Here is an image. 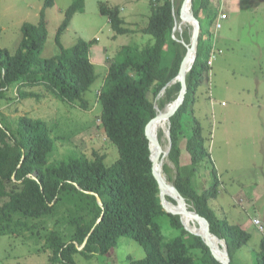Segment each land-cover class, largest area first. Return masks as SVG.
<instances>
[{
  "label": "trees",
  "instance_id": "trees-1",
  "mask_svg": "<svg viewBox=\"0 0 264 264\" xmlns=\"http://www.w3.org/2000/svg\"><path fill=\"white\" fill-rule=\"evenodd\" d=\"M83 1L72 0L64 11L55 36L57 55L48 59L41 57L47 39L45 10L54 6V0H42L36 24L21 25V38L14 54L0 49V98L5 97L11 87H15L19 100L39 98L27 89L43 86L59 101L75 102L87 108L84 94L97 79L90 61L95 41L78 39L70 48H64L59 41L72 16L82 11ZM182 1L174 8L178 23L182 20ZM194 2L193 13L200 35L195 62L186 77L183 105L169 119V160L177 169L173 186L209 223L211 233L225 241L231 264V252L242 247L249 234L240 226L217 217L208 205L218 196L219 176L213 166H208L213 164L200 124L191 122L190 118L185 124V133L181 134L182 117L194 89L209 71L207 61L213 49L212 43L210 49L201 48L203 35L197 18L199 10L206 9L211 0ZM149 6L150 15L141 32L150 36V40L142 47L120 48L108 65L98 95V121L105 138L118 153L112 164L106 165L105 156L97 154L93 159L71 154L51 163L49 158L55 149V139L47 122L21 116L14 128H10L0 119V236L19 237L27 233L34 242L43 240L41 249L36 252H48V264H75L76 254L86 258L104 255L116 246L120 237L133 240L144 251L142 259L127 257V264H220L199 237L184 229L179 215L163 210L151 172L145 129L156 116L155 103L162 92L163 100L158 101L160 110L176 99L179 84L166 86L177 76L186 51L172 36V2L150 0ZM99 11L108 19L115 35L131 32L124 27L119 7L100 4ZM216 15L217 12L208 15L210 23ZM187 32L182 33L186 44L190 37ZM158 136L161 139L162 133ZM181 138L185 139L190 160V166L184 169L179 166ZM200 167L208 170L207 182L211 180L209 187L202 190L197 189L195 182ZM168 171L163 166V172ZM95 195L100 198L101 206ZM167 200L175 204L168 197ZM101 215L102 220L96 224ZM162 218H167L176 236L162 234ZM192 251L201 253L199 263L190 256ZM256 264H264V251L257 254Z\"/></svg>",
  "mask_w": 264,
  "mask_h": 264
},
{
  "label": "rangeland",
  "instance_id": "rangeland-1",
  "mask_svg": "<svg viewBox=\"0 0 264 264\" xmlns=\"http://www.w3.org/2000/svg\"><path fill=\"white\" fill-rule=\"evenodd\" d=\"M149 2L84 0L82 11L72 16L59 41L64 48H70L78 39L95 41L91 47L90 61L95 67L97 79L84 94L87 108H81L79 103L59 101L43 86L27 89L38 94L39 98L19 100L15 87H11L5 97L0 98L2 123L14 128L21 116L47 122L55 139V149L49 158L51 163L71 154L89 159L97 154L105 156L106 165L112 164L118 153L105 138L98 121V95L108 65L120 48L125 45L142 47L150 40V36L141 32L150 15ZM170 2L173 8H177L180 0ZM71 3L72 0H54V6L45 10L47 39L42 58L48 59L58 54L56 32L64 11ZM100 4L108 8L119 7L124 27L131 32L115 35L108 19L100 14ZM41 7L42 0H0V49L11 55L16 52L21 25L36 24ZM211 12H217V15L210 23L208 15ZM222 13L226 15V20H218ZM197 18L203 35L201 48L206 50L212 43L215 56L208 74L194 89L192 99L187 104L181 121V134L185 133L184 127L190 118L191 122L193 120L200 124L213 164L209 163L208 166H213L219 176L218 196L208 205L217 217L240 226L249 234L244 245L231 252V264H256L257 254L264 251V0H211L206 9L199 10ZM217 23L220 28L216 30ZM180 27L183 29L173 30L175 39L180 40V30L188 31L191 35L188 25ZM163 96L164 93L160 94L156 100L158 109V101L163 100ZM181 139L179 166L184 169L190 166V160L184 146L185 139ZM161 140L162 149L166 150L167 138L163 135ZM163 166L169 170L163 172L166 182L172 185L177 169L169 160V154L162 170ZM208 176V170L200 167L195 179L197 189L209 187L211 180L207 182ZM189 206L193 207L191 204ZM253 220H259L260 225H254ZM192 223L197 227L195 218ZM160 224L164 236L177 235L168 226L167 218H162ZM51 227L52 224L49 225ZM46 229L43 227V230ZM33 240L27 233L19 237L0 236V264H48L49 253L36 252L41 249L43 240ZM129 256L139 260L144 257V251L133 240L120 237L108 253L95 254L90 258L76 254L74 263L127 264ZM190 256L199 263L200 252L192 251Z\"/></svg>",
  "mask_w": 264,
  "mask_h": 264
},
{
  "label": "water",
  "instance_id": "water-1",
  "mask_svg": "<svg viewBox=\"0 0 264 264\" xmlns=\"http://www.w3.org/2000/svg\"><path fill=\"white\" fill-rule=\"evenodd\" d=\"M194 3H195L194 0H183L181 3V8H180L181 13H182L185 6L187 4L190 5V10L188 11L186 21H187V25H192L193 30H192L191 36L189 37L188 44H186L183 40H180V41L176 40L177 43L181 44L184 47L186 53L183 56L177 76L171 82L167 84L166 88L171 87L178 83L179 91H178L177 97L172 103L167 105L168 107L165 108L164 111L157 113V110L155 109L156 116L147 124L146 129H145V137L147 138L148 147L150 151L149 159L152 164L151 172H152L153 178L155 179L158 189H159L160 204L163 210L166 213L173 214V215H179L181 217H186L189 219H191V217H195L198 222H201L203 224V226H200L199 224H197V227L194 226L196 227V232L195 231L193 232V231L188 230L187 227L183 224L182 220L180 219L184 229L190 234L199 237L204 242V244L209 248L212 257L214 258L216 262L220 264H230V257L228 255L227 246L225 244V241L222 239H219L218 237H216L214 234L211 233L209 223L203 218H201L193 207L187 204L185 198L179 193V191L173 186V184L171 185L167 183L168 181L166 182L164 181L163 178H161V170H162L163 162L165 158L168 156L170 149H171V139L169 136L170 135L169 119L183 105L185 95L187 92L186 77H187V74L190 72L195 62V58H196L197 42H198L199 35H200V27H199L198 21L194 17V13H193ZM173 6L174 5L172 3V7ZM172 17H173V22H174L173 8H172ZM172 34H173V28H172ZM190 54L193 55V60L191 64L186 67V61ZM160 120H165L164 122H166L167 120V124H168L167 133H166L168 146L166 150L162 149V140L159 139V136H158L159 132L156 133L153 127ZM161 133H162V136L163 135L165 136L163 131ZM152 146L155 149V153H156L155 155L152 154V150H151ZM21 161H23V157ZM164 196H167L168 198L172 199L175 202V205L173 203L171 204V202L165 201ZM95 197H96L97 204L101 206L100 198L97 195H95ZM102 217L103 215L100 216L96 224L100 223V221L102 220ZM86 239H85V242H86ZM85 242L80 247H78L79 250H81L84 247ZM222 259L224 260V262L221 263Z\"/></svg>",
  "mask_w": 264,
  "mask_h": 264
},
{
  "label": "bare ground",
  "instance_id": "bare-ground-1",
  "mask_svg": "<svg viewBox=\"0 0 264 264\" xmlns=\"http://www.w3.org/2000/svg\"><path fill=\"white\" fill-rule=\"evenodd\" d=\"M173 10H174V8H173ZM190 10V5L189 4H187L186 6H185V8H184V10L182 11V20H181V22L180 23H178V21H177V18H176V16H175V10H174V22H175V24H174V26H173V30L174 29H183V27H180L181 25H184V27H186L187 26V21H186V19H187V14H188V11ZM189 27H190V29H191V34H192V30H193V27H192V25H188ZM182 33L183 32H181V30L179 31V34H180V40H183L182 39ZM191 36V35H190ZM180 40H178V41H180ZM193 54V53H192ZM192 54H190L189 56H188V58H187V61H186V67L188 66V65H190L191 64V62H192V60H193V55ZM161 94H163V92L161 93ZM168 106H166L165 108H167ZM164 108V109H165ZM155 109L156 110H158L157 111V113H160V112H162V111H164V109L163 110H159L157 107H156V103H155ZM165 120H160V121H158L157 122V125L155 124L153 127H154V130L156 131V133H158V131L159 132H162L163 131V133L165 134V138H166V133H167V120H166V122H164ZM157 126V127H156ZM151 150H152V154L153 155H155L156 153H155V149L153 148V146L151 147ZM162 174H163V170H161V178H163L164 179V181H166V178H165V176H164V174H163V176H162ZM165 197V201H167V202H169L168 200H167V196H164ZM172 204V203H171ZM175 205V204H174ZM193 218V219H192ZM194 218L195 217H191V219H192V221L194 220ZM180 219L182 220V222H183V224L187 227V229L188 230H190V231H195L196 232V227H194L195 225H193V223H192V221H191V219H189V218H186V217H181L180 216ZM195 220L197 221V219L195 218ZM197 224H199L200 226H203L202 225V223L201 222H198L197 221ZM223 260V259H222ZM224 261V260H223Z\"/></svg>",
  "mask_w": 264,
  "mask_h": 264
},
{
  "label": "built area",
  "instance_id": "built-area-1",
  "mask_svg": "<svg viewBox=\"0 0 264 264\" xmlns=\"http://www.w3.org/2000/svg\"><path fill=\"white\" fill-rule=\"evenodd\" d=\"M226 19H227V17H226L225 14L222 13V14L219 15L218 20H226ZM219 28H220V24L217 23L216 24V30L219 29ZM214 56H215V50H214V47H213L212 52H211V54L209 56V59L207 61V65L208 66H211ZM253 221H254V225H256V226L260 225V221L259 220H253Z\"/></svg>",
  "mask_w": 264,
  "mask_h": 264
},
{
  "label": "crops",
  "instance_id": "crops-1",
  "mask_svg": "<svg viewBox=\"0 0 264 264\" xmlns=\"http://www.w3.org/2000/svg\"><path fill=\"white\" fill-rule=\"evenodd\" d=\"M221 9V7H219ZM222 10V9H221ZM216 47V46H215ZM92 52V51H91ZM212 65H213V62H212ZM212 66L209 67V69L211 68Z\"/></svg>",
  "mask_w": 264,
  "mask_h": 264
},
{
  "label": "clouds",
  "instance_id": "clouds-1",
  "mask_svg": "<svg viewBox=\"0 0 264 264\" xmlns=\"http://www.w3.org/2000/svg\"><path fill=\"white\" fill-rule=\"evenodd\" d=\"M213 62V61H212ZM208 66V65H207ZM209 67V66H208ZM208 74V73H207Z\"/></svg>",
  "mask_w": 264,
  "mask_h": 264
}]
</instances>
